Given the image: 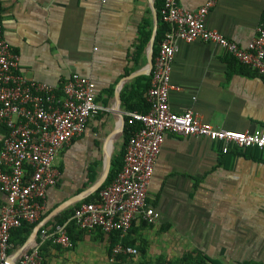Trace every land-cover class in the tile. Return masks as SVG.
Returning a JSON list of instances; mask_svg holds the SVG:
<instances>
[{"label": "crops", "instance_id": "0c3cea01", "mask_svg": "<svg viewBox=\"0 0 264 264\" xmlns=\"http://www.w3.org/2000/svg\"><path fill=\"white\" fill-rule=\"evenodd\" d=\"M205 1L177 0L188 10ZM154 2L0 0L3 32L19 54L22 73L55 86L59 95L71 74L84 75L96 84L104 107L56 156L57 181L46 192L34 240L41 229L51 233L56 217L77 204L55 211L95 181L89 183V175L97 172L98 177L105 149L110 153L119 135L121 146L123 130L111 133L120 127L119 114L125 118V110L121 100L116 103L114 93L119 86V96L135 78L124 77L147 63L148 43L136 63L135 41L143 19L150 21L152 32ZM263 5L264 0H217L205 25L246 46L256 35ZM176 45L171 71L176 88L169 91L174 112L190 109L202 121L227 130L264 126V78L235 63L213 42L177 40ZM110 87L111 97L106 93ZM5 133L0 125V145ZM5 200L0 187V207ZM146 203L158 213L157 221L144 224L136 219L130 228L131 238L136 243L145 240L151 256L200 252L223 264H264V150L232 146L223 152L205 137L168 133L154 164ZM80 232L79 228L71 232L70 247L39 239L42 264H109L110 234L98 229Z\"/></svg>", "mask_w": 264, "mask_h": 264}, {"label": "built area", "instance_id": "2783aa9c", "mask_svg": "<svg viewBox=\"0 0 264 264\" xmlns=\"http://www.w3.org/2000/svg\"><path fill=\"white\" fill-rule=\"evenodd\" d=\"M216 2L206 0L197 9L188 10L177 0H164L161 18L167 30L153 59L150 87L144 93L149 111H125L127 123L138 122L140 127L126 142L121 171L95 200L80 202L73 209L71 219L79 229L118 233L110 262L120 254H138L136 248L122 243L136 219L147 224L157 221L158 213L146 203V197L155 161L168 133L205 137L218 143L223 152L232 146L264 150V126L252 131L227 130L202 121L190 109L177 113L169 105V91L176 88L171 84V71L177 40L213 42L264 78V15L254 38L241 46L206 27V15ZM19 61L0 22V125L6 129L0 145V187L6 195L0 207V264L9 255L11 230L23 222L38 221L46 192L57 181L54 161L58 153L104 110L96 101L97 87L90 78L71 74L59 95L55 86L27 78ZM47 238L63 247L72 245L64 224L56 225L51 233L41 229L39 239ZM15 264H42L39 241L33 240Z\"/></svg>", "mask_w": 264, "mask_h": 264}, {"label": "trees", "instance_id": "16d2710c", "mask_svg": "<svg viewBox=\"0 0 264 264\" xmlns=\"http://www.w3.org/2000/svg\"><path fill=\"white\" fill-rule=\"evenodd\" d=\"M164 0H155L154 5L157 10L158 15V24H157V30L156 35L153 43V58L157 55V51L159 49V44L161 40L164 37V34L167 30L166 24L162 21L161 18V9L163 7ZM151 36V24L150 21L145 18L142 20V23L138 26V36L135 41V49L136 54L134 55L135 62H139V59L142 56V53L145 50V47L149 41V38ZM233 61L236 63V59L233 58ZM150 74H144L139 75L135 78H133L128 84H125L120 93V100L122 107L125 111H139L141 113H146L149 111V104L147 103L144 93L148 90L150 87ZM106 93L108 96L113 95V87H110L106 90ZM59 94V93H57ZM140 127V124L137 122L135 124L129 125L127 123V118H125V124L123 127L122 132V144L118 150H116L112 156H111V165L108 177L104 184L98 188L94 193L87 196L84 200L81 202H89L93 201L97 198L99 191L107 186L121 171L123 162H124V148L126 145L127 140L129 139L130 135ZM97 176V172H93L89 175V183L93 182ZM78 205H74V207L71 210L64 211L61 215L56 217V225H62L65 223L66 232L70 238V240H73V237L71 236V232L78 231V227L76 226L74 220L71 219L73 209ZM144 224H147L146 222L142 221ZM36 223H28L23 222L19 227H16L11 230L10 232V239L9 244L10 248L7 251V254L12 253L15 249L20 247L33 228L35 227ZM133 224V223H132ZM46 224L45 226H47ZM44 226V228H45ZM132 226V225H131ZM81 234L84 230L79 229ZM100 230V229H98ZM101 231V230H100ZM102 232V231H101ZM131 232L132 229L130 228L125 237L122 240L123 245L125 246H131L137 249L138 254L136 256H128V255H118L116 259L112 262L109 261V264H223L222 261L211 258L207 256L206 254L197 252H186L174 257L168 258L167 256L163 254H157L151 256L148 254V245L145 240L141 241L140 243H136V240L131 238ZM80 238V237H76ZM118 233L112 232L110 233V244L108 248V260L111 255V248L118 242ZM40 242V240L38 239ZM238 264H261L259 262L255 261H244L239 262Z\"/></svg>", "mask_w": 264, "mask_h": 264}, {"label": "water", "instance_id": "95a60500", "mask_svg": "<svg viewBox=\"0 0 264 264\" xmlns=\"http://www.w3.org/2000/svg\"><path fill=\"white\" fill-rule=\"evenodd\" d=\"M151 8H152V14H153V28H152L151 36H150L149 41H148V45H147V63L143 68L125 76L124 80L132 79L133 77H136L138 75L150 74L151 68L153 66V59H154L153 58V43H154L156 30H157V24H158V15H157L156 9H155L153 4L151 5ZM118 85H120V84H118ZM118 88H119V86L116 87L115 93H114L117 104H119V102H120V99L118 96ZM119 116H120V127L118 129L114 130L111 133V135L113 133L122 132V130H123L125 118H124L122 113H120ZM110 165H111V155L105 149V159H104V162L102 165V169H101V172L99 173L98 177L95 179V181L88 188L81 191L79 194H76L73 197H71L70 199L64 201L62 204H60L57 207V209L55 211L63 209L66 206L75 204V203L83 200L84 198H86L90 194L94 193L98 188H100L104 184V182L106 181V179L108 177ZM39 228H40V224L35 225V227L31 231V233L29 234V236L27 237L25 242L20 247L15 249L12 253H10L7 256L4 264H15L16 263L17 258L21 255V253L24 250L27 249L28 245L34 240Z\"/></svg>", "mask_w": 264, "mask_h": 264}, {"label": "rangeland", "instance_id": "374dc122", "mask_svg": "<svg viewBox=\"0 0 264 264\" xmlns=\"http://www.w3.org/2000/svg\"><path fill=\"white\" fill-rule=\"evenodd\" d=\"M96 101L99 103L98 97L96 98ZM120 136H121V135H119V137H117V139H118V141H116V145H117V146H115V143H113V145H112V147H111V150H110V153H111V154H112L113 151L116 149L115 147H119V146H120V143H121V142L119 141V140L121 139ZM117 139H116V140H117ZM100 171H101V167H100ZM100 171H99V173H100ZM99 173H98V174H99Z\"/></svg>", "mask_w": 264, "mask_h": 264}]
</instances>
